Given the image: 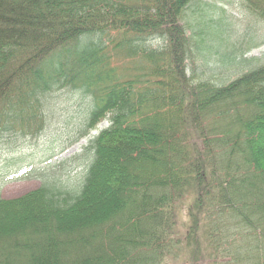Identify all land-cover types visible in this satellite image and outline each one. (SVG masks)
<instances>
[{
  "label": "trees",
  "instance_id": "obj_1",
  "mask_svg": "<svg viewBox=\"0 0 264 264\" xmlns=\"http://www.w3.org/2000/svg\"><path fill=\"white\" fill-rule=\"evenodd\" d=\"M194 1L0 0V136L41 130L60 89L90 99L82 135L109 116L77 190L53 173L0 198V264H166L178 200L185 263L223 258L229 231L240 242L223 264H264V63L219 85L187 75L193 45L205 57L201 35L219 34L197 14L186 35ZM240 1L264 23V0ZM109 45L143 64L115 78Z\"/></svg>",
  "mask_w": 264,
  "mask_h": 264
},
{
  "label": "rangeland",
  "instance_id": "obj_2",
  "mask_svg": "<svg viewBox=\"0 0 264 264\" xmlns=\"http://www.w3.org/2000/svg\"><path fill=\"white\" fill-rule=\"evenodd\" d=\"M190 5V9L185 10L188 13L183 14L182 21V24L190 25L186 35L193 34L197 14L202 17L205 16V19L202 20L206 21L203 26L205 30L217 29L219 34L218 38L211 40V42L207 40L209 39L207 33L204 36L201 35V38L203 37L202 44L205 57H202L199 53L201 48L197 49L193 45L192 52L194 57L192 56L186 62L189 68L187 70L188 73L194 70V77L199 79L212 78L214 83L219 85L221 82L227 83L231 79L236 78L246 69L264 62V23L256 19L243 6L240 0H195ZM209 21L212 22L210 23ZM111 36L112 34L102 37L104 45L107 43L106 37L109 38ZM193 39L198 40V37H193ZM204 41L211 45V51L207 49V44ZM254 41L257 45H255ZM149 42L152 48L161 45L160 42L155 40H150ZM245 48L250 49L246 51ZM109 50L108 64L113 70L115 78L121 79L129 68L132 69L134 63L143 64L139 58H134L133 60L122 56L116 57L111 45H109ZM239 50L242 53H239ZM224 53L226 54L223 55ZM143 80L147 79L143 78ZM139 87L141 85L135 88ZM88 101L90 99H88L87 94H81L78 90L60 89L53 92L50 97V109L52 111L49 116H46L45 125L41 130L35 134L33 132L21 133L17 130L16 133L0 136L1 198L14 199L36 189L46 177H50L53 173L60 174L61 179L69 189L72 191L77 190L80 178L86 173L91 160V151L86 150L88 141L96 136L101 128L108 125L107 121H105L107 119H102L88 133L84 136L82 135V121H84L83 118L86 114ZM198 140L195 136L189 138V148L193 142L195 144L198 143ZM191 154L194 155L195 153L191 152ZM177 202L176 207L180 211L176 219L177 231L175 238L180 239L178 242L179 250L178 246L174 247L166 264H187L184 262L187 258L192 261L187 254L188 252L186 253L183 249L184 243L182 242L184 236L187 235L189 223L182 212L189 205L186 204V207L181 210L184 204L180 206L181 203L177 204ZM226 216H228L227 211H225V215H220L225 222L227 221ZM233 220L235 222L237 218ZM233 226L236 228L235 225ZM230 227L228 226L229 229ZM236 229L238 230L239 228ZM237 230H235L236 234L238 233ZM201 231L202 228L199 232ZM219 233L220 236L217 240L219 242L221 240L226 241L224 249L228 252L223 258H221V253L218 254V259L213 258L211 262H208V259H204L203 256H198L199 259L197 262L195 261L196 264H223L229 259L231 250L238 247L232 246L231 243L233 241L237 245L240 242L238 235H235L236 238L229 239V231L224 236L221 232ZM226 237L228 240H225ZM212 243L217 245L215 241Z\"/></svg>",
  "mask_w": 264,
  "mask_h": 264
}]
</instances>
